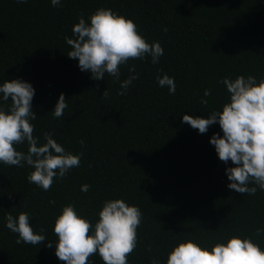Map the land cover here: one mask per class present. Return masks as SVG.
I'll list each match as a JSON object with an SVG mask.
<instances>
[{
    "label": "trees",
    "instance_id": "1",
    "mask_svg": "<svg viewBox=\"0 0 264 264\" xmlns=\"http://www.w3.org/2000/svg\"><path fill=\"white\" fill-rule=\"evenodd\" d=\"M99 8L131 18L149 43L158 41L164 49L159 63L150 56L130 59L120 66L119 80L107 73L94 80L81 71L78 59L67 56L72 47L65 37L75 39L81 14L87 20ZM133 66L139 78L120 95ZM165 73L175 78L174 95L157 83ZM240 75L264 78V0H62L55 7L51 0H0V84L30 82L33 135L43 144L44 134L53 133L67 151L83 153L80 166L48 191L28 182L34 169L26 163L0 164V264H66L47 242L17 244L18 235L5 227L7 212H28L34 230L43 227L54 241L64 206L75 204L95 224L112 199L143 213L129 264H151L153 257L166 264L169 251L187 240L210 247L243 235L264 247V235H256L264 228V190L248 195L228 188L225 169L235 165L220 161L210 143L213 134H223L218 123L200 134L182 122L184 114L222 110L229 93L219 81ZM205 90L211 95L204 97ZM61 94L68 107L57 119L52 111ZM11 104L0 98L5 108ZM28 147L25 142L17 150ZM89 259L104 264L98 253Z\"/></svg>",
    "mask_w": 264,
    "mask_h": 264
},
{
    "label": "clouds",
    "instance_id": "2",
    "mask_svg": "<svg viewBox=\"0 0 264 264\" xmlns=\"http://www.w3.org/2000/svg\"><path fill=\"white\" fill-rule=\"evenodd\" d=\"M27 2L17 0V3ZM61 3L62 0H51L53 7ZM72 32L75 39L65 37L72 47L67 56L78 59L80 70L90 73L94 80H103L106 73L119 80L120 66L130 59L150 56L151 62L157 64L164 54L161 44L149 43L131 18L110 8L97 9L87 20L81 14ZM129 71L132 75L120 83V95L139 78L134 66ZM156 80L160 87L168 88L170 95L176 93L174 77L165 73L162 77L157 75ZM219 83L229 93L222 110L212 111L207 117L184 114L182 122L198 129L200 134L218 123L223 134H213L210 143L220 161L235 165L225 169L230 181L228 188L255 195L258 189L264 190V78L258 81L255 76L240 75L234 80L225 77ZM35 93L34 86L23 79L0 84V98L12 101L8 108L0 105V164L23 167L26 163L34 169L27 176L28 182L48 191L55 179H63L72 168L80 166L83 153L67 151L50 132L44 134L46 142L40 144V138L33 135L35 125L31 123L37 119L32 107ZM107 95L106 90L103 96ZM210 95L211 90H205L204 97ZM66 101L61 94L52 111L55 118L63 116L68 107ZM201 103L207 105L208 100L202 98ZM25 142L28 151H18L17 146ZM250 184L256 186L250 187ZM89 188L84 184L81 191L87 193ZM98 216L93 224L77 211L75 204L64 206L54 222L53 231L57 236L54 241L47 240L43 227L39 232L34 230L28 212H20L18 216L7 212L5 227L18 235L17 244L35 246L47 242L48 248L55 246V256L66 264H91L89 258L97 253L104 264H129L128 257L138 244L137 229L143 220L141 209L124 199H112L103 203ZM256 235H264V228H258ZM151 264L161 262L153 257ZM166 264H264V247L243 235L222 238L210 247L187 240L169 251Z\"/></svg>",
    "mask_w": 264,
    "mask_h": 264
}]
</instances>
